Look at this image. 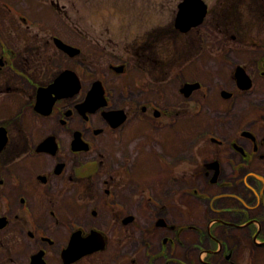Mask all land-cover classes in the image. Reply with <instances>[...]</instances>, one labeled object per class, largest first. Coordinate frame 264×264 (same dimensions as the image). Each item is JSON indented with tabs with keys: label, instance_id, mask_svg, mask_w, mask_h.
I'll list each match as a JSON object with an SVG mask.
<instances>
[{
	"label": "flooded vegetation",
	"instance_id": "1",
	"mask_svg": "<svg viewBox=\"0 0 264 264\" xmlns=\"http://www.w3.org/2000/svg\"><path fill=\"white\" fill-rule=\"evenodd\" d=\"M182 1L173 18L169 44L173 55L166 75L161 73L164 64L155 52L152 57L144 52L158 47V29L147 31L142 39L133 38L136 47L144 48L140 54L128 48L116 52L99 47L106 57L97 63L99 70L83 74L76 55H66L53 42L75 46L51 32L45 42L49 51L28 41L17 42L19 46H4L9 43L0 41V130H4L3 138L0 131V264H142L134 257L137 252L139 256L141 246L142 258L147 257L143 264H191L185 257L199 258L197 246L204 244L208 253L201 264H213L220 245L227 251L219 238L233 231L241 234L238 230L243 226L238 222L242 217L249 228L248 243L253 249L264 248V229L256 226V219L247 218V212H256L259 205L264 213V177L263 181L256 179L264 176V114L252 100L255 82L241 63L231 66V89H220L217 94L230 103L248 98L245 111L250 119L243 126L239 123L228 137L216 134V126L194 134L186 127L191 132L182 134L179 148L188 143L187 153L176 156L178 120L208 112L203 106L208 99L203 80L184 79L183 71L198 72L197 62L206 51L219 54L235 46L251 49L253 39L245 34L231 41V36L214 41L203 37L206 42L198 43L201 53L193 56L197 61L184 63L176 48L179 44L190 47L194 31L206 32L209 10L202 0L206 13L201 23L183 32L176 27ZM16 27L31 35L25 23ZM37 30V34L44 33L42 28ZM257 68L264 81V52ZM237 69L250 80L249 89L237 87ZM66 70L78 78L77 91L61 97L45 92ZM94 84L99 85L95 97L99 94L105 105L82 115L83 102ZM188 84L199 87L188 91L184 89ZM224 91L230 95L224 97ZM150 93L155 96L147 98ZM48 103L51 111L45 115ZM257 111L260 114L254 117ZM144 155L164 178L157 186L156 182L145 186L143 178L136 176ZM248 192L255 195L249 198ZM192 205L221 207L220 211L213 209L207 227L210 239L206 241L214 239L217 248L202 241L201 226L189 227L169 215L179 211L183 217L182 210ZM158 233L159 246L155 247L151 239ZM98 236L102 247L96 250ZM135 237L140 244L133 248ZM177 252L183 257L176 263ZM222 262L237 264L230 254L214 264Z\"/></svg>",
	"mask_w": 264,
	"mask_h": 264
},
{
	"label": "rangeland",
	"instance_id": "2",
	"mask_svg": "<svg viewBox=\"0 0 264 264\" xmlns=\"http://www.w3.org/2000/svg\"><path fill=\"white\" fill-rule=\"evenodd\" d=\"M204 1L208 5L209 10L204 21L206 32L202 30L194 31L190 34L193 39V44L190 47H183L179 44L176 48V55L183 59L184 63L191 60L197 61L193 56H195V53H201L198 43L206 42L203 37L208 40L211 38L214 41L216 37H219V40H228L231 36V41L235 39L234 36L242 38L241 35L245 34L252 37L251 43L253 47L251 49L242 47L236 49L238 46H235V49L225 50L219 54H216L215 51L212 54H207L206 51V55H201L200 61L197 62L196 68L199 67L198 72L192 70V72L183 71L184 79L203 80L202 83L206 85L204 88H206L208 95L207 102H203V106L204 110L208 112L196 117L194 116V105L190 107V110H193L192 116L194 118L192 117L191 120L183 118L178 120L176 128L177 154L174 153L177 158L187 153L188 143L179 148L182 134L185 131L191 132L186 127H189L194 134L195 131L201 132L202 130L200 129L215 130L214 126H216V134L228 137L233 135V131L239 123L243 126L250 119V113L245 111L248 98L245 97L239 100V103H230L221 99L217 94L220 89H231V66L234 62L241 63L255 82L254 88L256 92L255 95L253 94L252 100L256 102L255 105L264 114V81L257 74V67L260 66L264 52V0ZM178 2L179 0H0V41L9 43V45L4 44V46H19L17 42L28 41L35 43L34 46L36 48L42 47L44 50L49 51V46L45 42L51 39V35L55 34L65 42L74 45V48L78 51L80 49V54L78 53L75 57L80 62L78 67L81 68V73L83 74L91 71V69H98L97 63H100L102 58H106L104 52L99 50V47L107 46L111 50L115 49L116 52L128 48L130 52L133 50L136 54H140L144 48L136 47L133 43V38L142 39L147 31L158 29L160 30L156 33V40L159 41L158 47L156 49L145 48L144 52L148 53L150 57H152V52H155L154 56L164 64L165 71L161 70V73L166 75V73H170L168 71L169 60L173 55V48L169 44ZM20 17L26 19V25L32 30L30 32L31 35H26L22 29L16 27L18 24H22ZM166 26L167 28L164 29ZM37 28H42L44 33L37 34ZM47 32H51V35L47 34ZM53 44L54 48L62 51L57 44L54 42ZM21 46H24V44ZM50 54L52 53L50 52ZM81 60L83 63H81ZM69 65L73 66L71 63ZM170 93V91H166L169 97ZM153 96H155L154 93H150V96L146 95L147 98H152ZM163 105L167 106L166 102ZM1 107H4V105L2 104ZM229 107L232 111L226 113L224 109ZM258 113L260 114L259 111L257 113L254 112V117H258ZM190 123L191 125H189ZM152 165V160L146 158L145 155L139 162L138 168L140 169L136 176L143 178L141 183L145 186H153L155 185L154 182H156L157 186L161 181H164V178L159 176L158 168ZM260 177L263 178L264 176ZM246 178L244 177L243 180H246ZM247 185L252 190H255L253 184L247 183ZM158 189L160 190V188ZM253 195L255 194L248 192L249 198ZM241 205L243 207L247 206L246 208L254 207V204ZM243 207L239 206V210L242 211ZM202 208L201 206L192 205L190 208L182 210L183 217H180L181 213L179 211L174 213L170 211L169 215H172L179 222L189 223V227L201 226L203 231L201 235L202 241L204 240L209 245V248L214 246L215 249L217 246L213 245L214 239L210 242L206 241V239H210L209 235H207V227L210 225L213 209L220 211L221 207ZM247 214V218L250 221L256 219V226L264 229V213L260 205L257 207L256 212L250 210ZM238 218V216H235L234 220H238ZM242 219L243 217L238 222V225L243 226V228L238 230L242 231L240 232L241 234L237 235L236 231H233L229 232V237L226 235L220 237L222 234V231H220L219 239L226 243L227 251L225 246L220 245L216 258L211 261L213 264L215 261H219L221 256L227 254L228 256L229 254L231 255L233 261L235 258L237 264H249L251 261L252 264H264V248L256 247L253 249L250 242L248 243L249 228H247V224H243ZM231 222L233 223V219ZM99 223L102 222L99 221ZM159 235L158 233L155 238L151 239V243L155 247L159 246L157 242ZM146 237L147 235H145ZM136 239L137 237L133 239V248L134 244H140ZM185 239L187 240V237ZM238 239V242H241L240 244L237 242ZM249 241L253 242L251 238ZM237 243L240 248L234 249ZM197 248L200 250L199 258L195 256L191 260L194 255L185 257L186 260L191 261V264H201V260L208 253L205 244L203 248L201 246H197ZM141 250L142 246L139 256L137 252L134 257L143 264L147 257L146 259L142 258ZM170 257V255L167 256L168 259ZM178 257L183 256L177 252L173 257L176 263L179 262ZM221 264L228 263L222 262Z\"/></svg>",
	"mask_w": 264,
	"mask_h": 264
},
{
	"label": "water",
	"instance_id": "3",
	"mask_svg": "<svg viewBox=\"0 0 264 264\" xmlns=\"http://www.w3.org/2000/svg\"><path fill=\"white\" fill-rule=\"evenodd\" d=\"M205 13H206V5L201 0H183V2L180 3L178 6L176 27L179 28L180 30L182 29L181 31L185 32L191 27L196 26L199 23H201ZM59 47L65 49L68 52V54L71 56L76 54L75 50L69 49V47L67 46H64L61 44L59 45ZM262 74L264 76V71ZM235 78H236L238 88H240L241 90H247L250 88L251 86L250 80L248 79V77L246 76L245 72L242 69H237L235 73ZM76 83H77L76 77L70 71H65L57 78L54 85H51L49 90H46L45 92H48V93L54 92L57 94L58 97H61L65 94V93L62 94L63 91H67V90L73 91V87L76 88L77 86ZM195 88H197L196 85L186 86V89H188L189 91ZM94 89L95 88L93 86V90ZM223 96L227 97L229 96V94L223 92ZM41 103L42 102L39 100L37 104L40 105ZM95 240L97 243V246H96L97 248L95 249L96 250L101 249L102 247L101 237L99 236L98 238L95 237Z\"/></svg>",
	"mask_w": 264,
	"mask_h": 264
},
{
	"label": "trees",
	"instance_id": "4",
	"mask_svg": "<svg viewBox=\"0 0 264 264\" xmlns=\"http://www.w3.org/2000/svg\"><path fill=\"white\" fill-rule=\"evenodd\" d=\"M248 39H250V37L247 36Z\"/></svg>",
	"mask_w": 264,
	"mask_h": 264
},
{
	"label": "bare ground",
	"instance_id": "5",
	"mask_svg": "<svg viewBox=\"0 0 264 264\" xmlns=\"http://www.w3.org/2000/svg\"><path fill=\"white\" fill-rule=\"evenodd\" d=\"M69 56H71V55H69ZM72 57V56H71Z\"/></svg>",
	"mask_w": 264,
	"mask_h": 264
}]
</instances>
